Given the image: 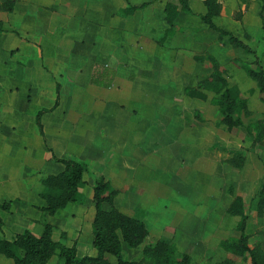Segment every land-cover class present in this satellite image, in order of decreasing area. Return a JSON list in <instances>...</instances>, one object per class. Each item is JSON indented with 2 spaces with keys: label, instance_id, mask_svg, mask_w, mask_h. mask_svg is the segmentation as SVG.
<instances>
[{
  "label": "rangeland",
  "instance_id": "rangeland-1",
  "mask_svg": "<svg viewBox=\"0 0 264 264\" xmlns=\"http://www.w3.org/2000/svg\"><path fill=\"white\" fill-rule=\"evenodd\" d=\"M117 1L123 4L113 0L112 8ZM126 2L119 16L142 6ZM211 3L165 0L172 25L160 41L155 32H125L123 43L141 56L119 65L117 75L118 65L107 63L63 64L55 76L31 65L33 87L41 77L52 94L30 96L20 81L10 112L11 98L0 96V119L17 112L24 120L11 136L0 126V202L24 185L34 196L56 172V157L76 159L93 185L103 178L116 189L105 209L118 208L147 229L140 245L122 244V258L166 264L144 252L159 241L172 248L169 264H251V249L264 257V89L249 73L264 70V0ZM13 66L21 76L23 65ZM225 94L229 108L218 104ZM90 197L81 184L74 203ZM5 213L0 208L6 220ZM11 229L6 222L0 237Z\"/></svg>",
  "mask_w": 264,
  "mask_h": 264
},
{
  "label": "crops",
  "instance_id": "crops-1",
  "mask_svg": "<svg viewBox=\"0 0 264 264\" xmlns=\"http://www.w3.org/2000/svg\"><path fill=\"white\" fill-rule=\"evenodd\" d=\"M164 1L139 0L138 4L142 6L128 17L119 16L117 13L118 8L127 5L126 0H123L121 5L117 1L118 6L115 8H112L113 0H0V65H6L2 75L0 72V96L11 98L12 105L7 110L10 112L11 107L15 108L17 83L20 81L28 85L25 87L30 96L32 92L44 98L51 96V90H48L45 84L42 85L41 77L37 88L33 87L36 82L32 81L31 65H39V74H48L50 69L55 76L61 74L63 68L60 65L63 64L107 63L118 65L113 68V73L117 75L116 71L123 70L119 65L136 63L141 55H136L128 49L123 43V36L127 31L139 36L155 32L158 36L162 34L159 41L162 40L168 27L164 19ZM149 54L148 52V56L145 55L149 57ZM14 64L23 65L21 76H17ZM45 65L52 66L48 68ZM54 90L57 95L55 88ZM23 122L22 113L14 112L7 118L5 116L4 120L0 119V126L11 136L14 134L13 130ZM40 123L43 128L45 123ZM47 124L59 128L63 122L49 121ZM50 162L56 164L54 166L57 169L54 168L56 172L48 174L63 169L61 163H54L52 160ZM83 178L84 184L92 189L93 183L84 175ZM36 188L33 196L31 189L24 185L17 190L15 196L7 200L11 204L5 213L7 219L1 217L3 225L0 232L4 233L7 222L12 229L6 235L11 236L4 234L5 236L0 238L11 239L24 227H29L30 231L39 235L43 232L46 222L52 226V238L67 247L74 245L77 256L95 255L91 230L94 215L92 198L82 204L68 203L56 213L48 214L42 210L44 201L38 195L40 188ZM77 205L88 210L80 211ZM43 213L47 214L44 220ZM55 233L58 239L55 238ZM1 256L3 255L0 254V264H12L11 258L3 256L6 258L3 259ZM49 262L64 264L58 255L53 256L46 264Z\"/></svg>",
  "mask_w": 264,
  "mask_h": 264
},
{
  "label": "trees",
  "instance_id": "trees-1",
  "mask_svg": "<svg viewBox=\"0 0 264 264\" xmlns=\"http://www.w3.org/2000/svg\"><path fill=\"white\" fill-rule=\"evenodd\" d=\"M213 0H205V4H212ZM167 6H164V19L168 25H172L174 15L166 14ZM203 19L209 26L215 27L210 21V16L204 15ZM249 73L258 80L264 89V70L250 69ZM221 79L217 75L215 80ZM232 99L225 94L218 104L224 108H229ZM228 103V104H227ZM39 111L36 115V123L42 130ZM57 162L63 165V169L57 173H51L44 176L41 180V190L39 196L44 201L42 210L48 214H54L64 208L68 203L76 200V195L81 184L85 183L83 175L85 173L84 165L71 158H55ZM116 189L103 178L96 180L92 187V201L94 204V217L91 223L93 235V247L96 254L93 256L79 257L76 254L74 245L67 247L52 238V226L49 223L44 224L43 232L39 235L25 229L16 233L11 239L0 238V254L12 259V264H46L54 255H58L64 264H111L107 261L105 254L109 253L116 257L115 264H149L142 261L127 260L122 258V244L127 247H136L140 245L147 236V229L142 221L119 210L111 208L109 210L103 207L104 203L112 204ZM11 202L0 203V208L9 209ZM3 220L0 217V228ZM171 246L163 242H157L153 248H146L145 255L160 259L164 263H171ZM251 264H264V257L258 255L257 250H249Z\"/></svg>",
  "mask_w": 264,
  "mask_h": 264
}]
</instances>
